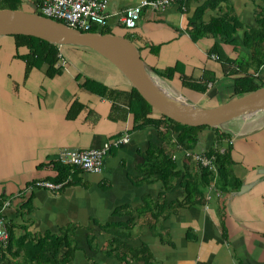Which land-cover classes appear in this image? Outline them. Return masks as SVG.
Masks as SVG:
<instances>
[{
  "label": "crops",
  "instance_id": "obj_1",
  "mask_svg": "<svg viewBox=\"0 0 264 264\" xmlns=\"http://www.w3.org/2000/svg\"><path fill=\"white\" fill-rule=\"evenodd\" d=\"M18 1L19 7L29 12H35L39 2ZM138 1L121 5L118 0H109L108 25L114 33L129 36L147 69H166L177 63L178 71L171 80L158 77L170 95H182L200 107L232 99V76L225 73L218 57L214 58L216 54L208 52L219 38L204 36L193 41L186 32L187 19L202 0H192L187 8L175 3L159 10L144 7L136 26L125 28L118 22V13ZM227 1L241 21L253 24L259 0ZM215 13L208 10L203 19ZM220 46L228 56H236L231 44L221 42ZM27 52L26 46L16 47L12 35L0 34V196L1 211L12 226L6 264H29L22 260L24 252L16 249L18 237L27 234V240L47 230L58 233L68 223L78 225V249L67 264H122L102 252L111 235L101 231L92 219L105 222L112 219L111 211L117 205L125 204L131 212L146 195L157 196L161 190L158 182L134 184L130 175L141 176L136 169L142 161L139 152L149 142L158 145L162 141L152 127L132 130V114L127 112L124 95L97 93L94 83L115 91L128 92L132 87L100 53L85 46L60 45L59 59L52 68L60 71L48 72L44 62L27 64ZM179 71L188 79L200 81L205 73L215 76V81L208 82L206 91L200 93L181 84ZM256 75L264 80V64ZM221 128L230 135L231 157L242 180L239 189L220 192L216 187L208 188L205 204L179 208L154 231L143 224L147 212L132 210L134 225L127 241L134 247H147L152 255L149 264H264V108L233 117ZM124 133L128 141L109 149L99 172L70 169L74 183L57 191L34 188L32 208L18 215L17 208L32 181L54 182L61 149L100 147ZM199 135L200 148L194 153H202L213 143L212 131L205 129ZM183 156L184 151L175 152L178 165ZM180 194L176 184L166 192V198ZM130 212L120 219H127ZM87 231L94 233L96 249L88 246Z\"/></svg>",
  "mask_w": 264,
  "mask_h": 264
},
{
  "label": "trees",
  "instance_id": "obj_2",
  "mask_svg": "<svg viewBox=\"0 0 264 264\" xmlns=\"http://www.w3.org/2000/svg\"><path fill=\"white\" fill-rule=\"evenodd\" d=\"M191 1H180L179 8L182 6L187 8ZM222 3L225 4L226 10H222ZM18 5V0H0V8L18 9ZM208 10H215L216 13L204 20L203 16ZM35 12L40 14L37 10ZM187 26L186 32L193 41L204 36L219 38V41L214 42L208 52L209 54L215 53L225 73L232 76L233 98L264 86V80L256 75L264 64V0H259L256 5L252 25L241 21L232 4L227 0H202L188 17ZM89 31L113 32L109 25L101 28L93 26ZM10 35L14 37L16 47H27L28 52L24 57L27 64L40 61L48 65V72L60 71L58 67L56 70L52 69L59 59L58 44L31 35ZM124 37L129 39V36ZM221 42L231 44L236 56H228L222 50ZM176 67L177 63L166 69L150 68L148 70L157 77L171 80L174 72L178 71ZM179 73L181 84L184 87L200 93L206 91L208 82L215 81V76L205 73L200 81L186 78L181 71ZM94 86L98 89L97 93L103 96L124 95L127 112L132 114V130L152 127L162 141L158 145L149 142L147 147L139 152L142 161L136 165V169L141 173V176L130 175L134 184L158 182L161 190L157 196L152 198L150 195H146L143 197L142 203L137 208H132L131 212L129 206L117 205L111 211L112 219L105 222L92 219V222L101 231L111 235L102 247V252L106 256L115 258L122 264H130L133 261L149 264L152 261V255L147 247L144 244L134 247L127 241L130 237L131 227L134 225L132 210H136L137 213L147 212L143 216V224L148 225L151 231H154L156 228H161L163 219L179 208L205 204V191L211 184L220 192L237 191L242 180L234 168L237 164L231 157V144L227 141L230 135L220 126H190L165 117L156 112L134 87L125 92L109 89L100 83H94ZM153 113H156V116H153ZM205 129L213 132L214 139L208 148L202 150V154L208 158L214 157L216 172L201 166L190 156H183L181 164L178 165L175 152L194 153L197 145L200 144L199 134ZM55 167L57 175L54 182L58 183L67 179L61 187L75 182L70 178V169L81 170L74 166L61 164L57 160ZM176 184L180 187L181 194L174 199L167 200L166 192ZM25 197L17 208L20 216L28 213L32 208V191H28ZM2 199L3 197L0 196V210L3 204ZM127 212L131 214L127 219L121 220L120 216L127 215ZM5 224L8 230V239L5 245L0 242V264L7 263L6 253L12 246V226L7 222V219ZM77 227L76 223H68L60 227L58 233L47 230L39 233L36 237L30 236L27 240H25L27 234H24L16 240V249L18 253L20 250L24 252L22 256L24 263L67 264L78 249L75 238ZM86 241L91 249L97 248L96 237L92 231H87Z\"/></svg>",
  "mask_w": 264,
  "mask_h": 264
},
{
  "label": "water",
  "instance_id": "obj_3",
  "mask_svg": "<svg viewBox=\"0 0 264 264\" xmlns=\"http://www.w3.org/2000/svg\"><path fill=\"white\" fill-rule=\"evenodd\" d=\"M24 34L59 45L95 50L110 60L149 105L161 115L190 126H220L227 120L264 108V86L211 107L188 103L160 86L134 43L114 32L84 31L37 12L0 8V34ZM151 72V73H150Z\"/></svg>",
  "mask_w": 264,
  "mask_h": 264
},
{
  "label": "built area",
  "instance_id": "obj_4",
  "mask_svg": "<svg viewBox=\"0 0 264 264\" xmlns=\"http://www.w3.org/2000/svg\"><path fill=\"white\" fill-rule=\"evenodd\" d=\"M182 0H139L137 3L123 8L118 13V22L125 28L131 29L136 26L140 13L144 7H150L155 10L164 9L168 5L179 4ZM109 0H39L36 10L41 15L61 21L66 25L80 30L88 31L91 27L101 28L108 25V7ZM58 44V48H59ZM217 58V55H213ZM128 141L127 133L104 142L100 147L73 149L63 148L57 155L56 160L61 164L77 167L85 172L97 173L101 170L104 155L112 146H119ZM185 156H190L201 166L213 169L216 172V166L213 162L214 157H206L202 153H192L184 151ZM51 182L48 180L37 179L27 186L28 191L34 188H47L57 191L65 182ZM211 184L209 188H213ZM7 204V202H6ZM6 218L0 210V242L5 245L8 239V230L6 228Z\"/></svg>",
  "mask_w": 264,
  "mask_h": 264
},
{
  "label": "rangeland",
  "instance_id": "obj_5",
  "mask_svg": "<svg viewBox=\"0 0 264 264\" xmlns=\"http://www.w3.org/2000/svg\"><path fill=\"white\" fill-rule=\"evenodd\" d=\"M119 1V3H121V5L122 4H126V3H131V2H134L135 0H118ZM18 8H20L19 10H23L24 11V9L23 8H25V7H19V5H18ZM245 19H247V21H248V18H246L245 17ZM250 19V18H249ZM251 20V19H250ZM111 30L113 31V32H116L115 31V29H112L111 28ZM262 67V66H261ZM260 67V68H261ZM151 73V72H150ZM152 75H153V73H151ZM153 76H155L156 78H157V80H158V82H159V84H160V86L162 87V88H164L168 93H169V90H168V88H167V86H165L164 85V83L154 74ZM169 94H171V93H169ZM171 97H176V96H179V95H170ZM218 104H220L219 102H218ZM218 104H216V105H218ZM198 105H201V104H198ZM213 106H215V105H213ZM199 148H200V144H198L197 145V147H196V150H199ZM78 244V243H77Z\"/></svg>",
  "mask_w": 264,
  "mask_h": 264
},
{
  "label": "bare ground",
  "instance_id": "obj_6",
  "mask_svg": "<svg viewBox=\"0 0 264 264\" xmlns=\"http://www.w3.org/2000/svg\"><path fill=\"white\" fill-rule=\"evenodd\" d=\"M176 97H177V96H176ZM176 97H175V98H176Z\"/></svg>",
  "mask_w": 264,
  "mask_h": 264
}]
</instances>
